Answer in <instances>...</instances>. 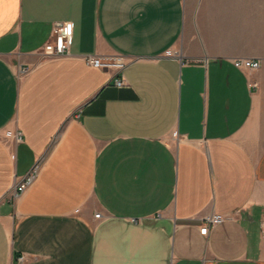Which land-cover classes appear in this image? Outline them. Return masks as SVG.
Returning <instances> with one entry per match:
<instances>
[{"label": "crops", "instance_id": "crops-1", "mask_svg": "<svg viewBox=\"0 0 264 264\" xmlns=\"http://www.w3.org/2000/svg\"><path fill=\"white\" fill-rule=\"evenodd\" d=\"M262 222L264 0H0V264H264Z\"/></svg>", "mask_w": 264, "mask_h": 264}, {"label": "built area", "instance_id": "built-area-1", "mask_svg": "<svg viewBox=\"0 0 264 264\" xmlns=\"http://www.w3.org/2000/svg\"><path fill=\"white\" fill-rule=\"evenodd\" d=\"M74 31L73 21H63L60 23H55L52 26L50 38L44 43L43 52L45 55H60L66 54L70 50V45L72 42V36ZM85 59L87 62L106 70L113 71V82L116 85H124L127 83L125 78L123 68L125 66V61L121 60L116 55H86ZM233 63L236 67L242 70H255L260 67L261 61L258 58L249 57H236L233 59ZM251 85L257 86V82L251 83ZM17 138H21V134H17ZM40 163L36 162L26 176L17 182L15 186V195L23 192L35 179L39 172ZM101 212H96L95 217H100ZM224 219L223 214L215 213L208 216L201 227L202 233H207L209 228L215 223L220 222ZM261 232L264 236V222L261 223ZM22 257H20V261Z\"/></svg>", "mask_w": 264, "mask_h": 264}]
</instances>
